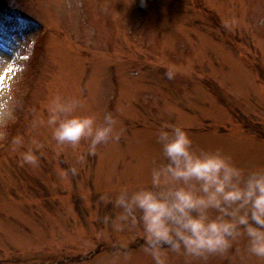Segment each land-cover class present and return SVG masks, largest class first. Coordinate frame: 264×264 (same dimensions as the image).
<instances>
[{"label": "rangeland", "instance_id": "obj_1", "mask_svg": "<svg viewBox=\"0 0 264 264\" xmlns=\"http://www.w3.org/2000/svg\"><path fill=\"white\" fill-rule=\"evenodd\" d=\"M0 51V264H155L141 210L115 200L152 186L167 124L245 175L264 168V0H0ZM55 98L98 123L111 112L119 139L95 152L57 142ZM34 140L39 163H22ZM167 259L264 264L246 235L223 253Z\"/></svg>", "mask_w": 264, "mask_h": 264}, {"label": "clouds", "instance_id": "obj_2", "mask_svg": "<svg viewBox=\"0 0 264 264\" xmlns=\"http://www.w3.org/2000/svg\"><path fill=\"white\" fill-rule=\"evenodd\" d=\"M166 74L171 79L176 73L169 68ZM77 104L60 98L50 104L46 123L57 142L75 146L87 140L88 150L95 152L97 145L119 139L111 112L98 123L95 114L75 113ZM158 139L167 161L153 167L152 186L131 192L125 188L115 200L127 213L141 210L144 250L155 264H168L169 251L188 257L223 253L242 235L250 251L264 257V168L245 175L219 149L195 151L181 125H165ZM32 143L20 153L22 163L37 165L43 145ZM14 144L23 146V138L15 137Z\"/></svg>", "mask_w": 264, "mask_h": 264}, {"label": "bare ground", "instance_id": "obj_3", "mask_svg": "<svg viewBox=\"0 0 264 264\" xmlns=\"http://www.w3.org/2000/svg\"><path fill=\"white\" fill-rule=\"evenodd\" d=\"M222 49H224V48H222ZM0 59H1V62H4L5 64L8 63L7 54L4 52H1V51H0Z\"/></svg>", "mask_w": 264, "mask_h": 264}]
</instances>
